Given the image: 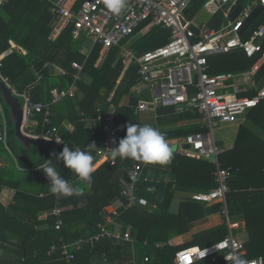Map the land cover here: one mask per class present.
Here are the masks:
<instances>
[{"label":"trees","instance_id":"16d2710c","mask_svg":"<svg viewBox=\"0 0 264 264\" xmlns=\"http://www.w3.org/2000/svg\"><path fill=\"white\" fill-rule=\"evenodd\" d=\"M205 1L192 0L187 11L197 13ZM49 7L50 3L46 0H8L0 5V55L10 47L9 41L27 51L25 55L11 51L2 57L0 74L8 78L17 92H26L32 101L47 103L52 98L53 89L67 88L72 83L75 70L71 68V63L81 62L83 69L82 80L78 82L79 93L75 98L65 99L68 105L66 114L57 111V107L53 106L51 125L59 127L64 142L70 148L79 146L85 149L92 143L96 146L102 139L103 123L98 122L95 127H88L79 121L80 115L83 113L85 116L95 117L98 114L97 108L106 112L111 103L116 108L115 120L119 127V139L124 138L125 125L129 122L138 124V116L134 114L133 107L139 98L129 96L131 87L139 78L137 66L131 65L122 74L124 65L119 56V48L115 46L110 47L100 57L102 45L96 43L85 56L80 52L83 39L72 38V27L64 30L56 41H50L48 36L52 16ZM221 23L222 16L216 14L208 27L216 29ZM134 33L135 31L129 37ZM169 35L170 30L155 39L141 42L136 45V53L140 54L165 44ZM236 52L242 61L233 60ZM236 52L225 54V68L238 70L251 64L252 60H248L243 52ZM208 59L211 66H222V54L209 56ZM48 63L65 69L67 74L55 73L52 66L45 65ZM258 76H264V65ZM111 94L113 95L109 102ZM126 96L127 103L124 104L122 101ZM0 100L7 122L6 143L10 150L9 152L4 143L0 142V162H6V165H0V191L4 186L15 189L14 204L5 207L0 203V264H64L61 259L62 244L93 235L97 231V225L104 222L106 215L111 212L112 204L121 198L119 179L122 175V164L131 165L144 161L117 158L115 165L102 162L92 174L91 186H87L85 182L77 180L78 176L66 169L62 161L54 158L51 161L61 175L76 183V187L81 184L82 191H85L56 198V195L50 193L48 179L42 171L44 160H50L52 151L45 144L28 148L21 146L14 138V124L1 95ZM159 113L164 114L158 118L161 123L176 122L190 116L188 113L174 114L173 108H160ZM263 114L264 101L248 112V118L258 124L262 119L258 115ZM35 119L37 125L34 133L41 134L48 126L43 124V116L40 113ZM66 121L73 125L71 131L64 127ZM1 125L0 115V127ZM201 130L196 126L163 132L166 139L171 140ZM92 154H95L94 150ZM15 159L21 167L37 168L32 184L38 187L44 196H32L20 188L21 176L15 167ZM218 160L223 167L230 168V189L226 195L227 214L230 221V217H233L245 222L246 256H262L264 259V139L259 136L237 139L232 148L224 150L218 156ZM214 171L215 166L210 161L177 153H172V159L166 165L148 163L145 166V173H153L156 189L153 193L146 192L143 189L145 183L141 180L137 184V194L146 196L148 205L131 206L122 210L117 218L122 231L125 232L128 228L130 230L138 264H143L145 255L150 258V264H173L175 252L191 245L172 247L167 241L183 232L187 222L210 214L205 213L209 208H204V202L189 200L181 204L178 215L169 214L167 207L174 195L172 190L176 188L179 191H188L196 187L201 190L212 189L216 186ZM167 175L172 176V181L164 184L162 182ZM153 204H156V208H152ZM56 205L61 208L63 220L59 230L54 227V216L38 219L39 212L51 211ZM191 206L196 207L195 213H187L191 211ZM25 209L30 213L22 212ZM227 232L225 225L222 234L214 242L222 239ZM160 242L164 244L157 248L155 245ZM52 246L54 249L49 253ZM131 251L129 242L115 238L103 239L93 244L83 243L80 249L73 251L71 264H121L132 256ZM200 261L204 264H224L221 257L199 260L195 264Z\"/></svg>","mask_w":264,"mask_h":264},{"label":"built area","instance_id":"2783aa9c","mask_svg":"<svg viewBox=\"0 0 264 264\" xmlns=\"http://www.w3.org/2000/svg\"><path fill=\"white\" fill-rule=\"evenodd\" d=\"M50 3L49 12L52 16L50 37L55 39L68 27H72L74 39L84 36L93 43L102 45L100 57L112 46L119 48L122 58V74L130 65L137 66L139 76L137 83L131 88V95L150 94L149 98L140 97L133 107L134 114L145 111L156 113L160 107H174L176 112L190 108L200 117L201 124L208 131L188 134L180 139L176 152L210 161L215 166L212 189L191 194L194 201L210 203L219 201L222 214L226 217L228 233L220 240L204 247H191L176 253L173 264H195L199 260L221 257L224 264H231V255L246 258L249 264H264L262 256L247 257L245 242L232 233L226 205V195L230 189L228 180L231 177L230 168L223 167L218 156L222 153L213 138V128L219 124H233L251 109L264 101V80L257 78L258 72L264 65V18L246 35L244 31L246 20L257 6L264 10V0H206L202 8L189 20H185L186 9L192 0H127L128 9L116 16L108 12L103 0H46ZM8 0H0V5ZM241 11L229 19L237 7ZM202 10H207L213 16L221 15L224 21L219 28L211 29L204 23L196 24L195 19ZM261 13V11H260ZM259 13V15H260ZM183 21L185 23H183ZM152 26L168 28L170 35L167 42L137 54L135 50L124 46L126 39L143 23ZM241 50L245 56L253 60L249 68L235 71L211 74L209 72V56L227 54ZM100 59V58H99ZM98 59V62H99ZM48 65V64H45ZM71 67L75 70L73 81L66 89H53L52 98L43 103L32 101L26 92H17L7 77L0 74L1 81L17 97L23 98V120L21 130L32 137L43 138L52 146V153H58L64 147V140L59 127L51 125L52 106L62 98L77 96L78 82L82 80L83 64L73 61ZM57 74L66 75L65 69H56ZM112 95L108 98L111 101ZM116 108L110 103L106 112H100L95 117L81 113L80 121L88 127L103 123L102 139L94 149L97 163L107 162L117 164V159L110 158V149L118 144L119 127L115 120ZM43 116L44 128L41 134H35L37 114ZM1 127L0 136L6 137L7 122L0 100ZM28 129V130H27ZM63 141L58 143L57 141ZM3 142L10 152L7 143ZM66 144V143H65ZM51 153V158L54 156ZM145 163L122 164V175L119 179L121 198L116 200L111 212L106 215L104 222L97 225V231L88 238L80 239L72 245H62L61 256L66 264H71L74 252L82 243L100 241L111 237L130 241V232L116 235L108 225L117 226V218L122 210L131 206L145 207L148 199L137 194V184L143 181V189L153 193L154 179L144 172ZM13 190H11L12 192ZM58 195V194H57ZM56 217L54 227L59 230L63 224L61 209L54 207L50 212ZM42 213L41 217H46ZM53 247L49 253L53 251ZM148 258L145 257V260ZM123 264H136L129 260Z\"/></svg>","mask_w":264,"mask_h":264},{"label":"crops","instance_id":"0c3cea01","mask_svg":"<svg viewBox=\"0 0 264 264\" xmlns=\"http://www.w3.org/2000/svg\"><path fill=\"white\" fill-rule=\"evenodd\" d=\"M246 2H248L247 0H245V3ZM191 3V2H190ZM245 3H243V4H245ZM239 4H241L242 5V3H240V1H239ZM190 5V4H189ZM203 6V5H202ZM188 8V7H187ZM50 13V12H49ZM185 13H186V15L188 14V13H190V11H187V9H186V11H185ZM193 13V12H192ZM260 13V12H259ZM259 13H258V15L253 19V21L251 22V23H249V24H247V25H245L244 26V28L245 27H247V26H249L245 31H244V35H246L251 29H253V28H255L260 22H262V20H263V18H264V10H261V13H260V15H259ZM194 14H196V13H193V15ZM51 15V14H50ZM192 15V16H193ZM215 16V15H214ZM214 16H213V18H214ZM221 16V15H220ZM212 18V19H213ZM211 19V20H212ZM210 20V21H211ZM224 21V19L222 18V22ZM210 23V22H209ZM209 23L208 24H206L207 26L209 25ZM254 23V24H253ZM205 24V23H204ZM142 25H150L149 23H143ZM142 25H140V26H142ZM221 25H222V23H221ZM220 25V26H221ZM151 26V25H150ZM209 28V27H208ZM66 30V29H65ZM64 31H62V33H63ZM61 33V34H62ZM50 34H51V31H50ZM50 34H49V36H48V39L50 40V41H56L59 37H60V35H58V37L57 38H55V39H52L51 37H50ZM74 39V38H73ZM80 39H83V44H82V46H81V49H80V52H82L85 56H87L88 54H89V52L91 51V49L93 48V46L96 44V43H93L90 39H88V38H85L84 36H82V37H80L79 38V40ZM168 39V38H167ZM74 40H78V39H74ZM87 41H90L91 42V46L89 47V48H87L86 46H87ZM9 44H10V47L3 53V54H1L0 55V59L2 58V57H4L5 55H7L8 53H10L11 51H15V52H17V53H19V54H21V55H25L26 53H27V51L25 50V49H23L21 46H19V45H17L16 43H14L13 41H9ZM99 44V43H98ZM236 51H241V50H235V51H233V52H231V53H235ZM242 52V51H241ZM230 53V54H231ZM222 55H225V54H222ZM235 56H234V58H237V59H240V56H239V53H235L234 54ZM247 58V57H246ZM241 59H243V58H241ZM248 60H249V58H247ZM252 60V59H251ZM239 61H242V60H239ZM81 63V62H80ZM98 63V61L96 62V64ZM253 63V60H252V62H251V64ZM82 64V63H81ZM250 64V65H251ZM48 65H50V66H52L53 67V69H54V72L55 73H57L56 72V69H58V68H61V67H59V66H57V65H55V64H52V63H48ZM250 65H248V67H245V68H243L242 67V69H238V70H229V69H227V70H225V69H223V68H225V66H221V65H216V66H211L210 64H209V72L211 73V74H215V73H222V72H230V71H232V72H235V71H241V70H244V69H247V68H249V66ZM131 66V65H130ZM129 66V67H130ZM72 68V67H71ZM61 69H63V68H61ZM73 69V68H72ZM127 70V69H126ZM261 71V70H260ZM259 71V72H260ZM259 72H258V74H259ZM258 74H257V78L258 79H260V80H264V76H262V77H259L258 76ZM81 75H82V73H81ZM80 82V81H79ZM134 86V85H133ZM132 86V87H133ZM131 87V88H132ZM55 89H58V88H55ZM60 89H66V88H60ZM78 93H79V91H78ZM78 95V94H77ZM144 95V98H149V96H150V94H148V93H143V94H141V96H143ZM129 96H133V97H138V98H140V95L139 96H134V95H131V89H130V92H129ZM76 97V96H75ZM75 97H73V98H75ZM66 98H69V97H66ZM66 98H62L58 103H56V104H54L56 107H57V111H60V112H62V113H67L68 112V105H67V103H66ZM127 96H126V98H124L125 100H123L122 101V103H127ZM64 102V103H63ZM53 105V106H54ZM53 106H52V111H53ZM160 108H173V113L174 114H180V113H182V114H185V113H188V114H190V116L189 117H185L184 119H182V120H180V121H176V122H165V123H161V122H159V117H162V116H164V114L163 113H159V109ZM160 108H158L157 109V111H156V113H153V112H149V111H145V112H142L143 114H148L150 117H151V114L153 115V117H154V119L156 120V123H157V125H159V126H156V127H159L162 131H167V130H172V129H176V128H179V127H196V126H198L200 129H202L201 131L202 132H204V131H208V129L204 126V125H202L201 124V121H200V117H199V115L198 116H196V114L197 113H195V112H193L190 108H188L187 110H184V111H182V112H176L175 111V109H174V107H160ZM97 110V112L98 113H100V112H102L99 108H97L96 109ZM249 112V111H248ZM248 112L246 113V114H244L243 116H240L239 117V120L237 121V122H239L241 119H243V120H245V119H247L248 118ZM65 113V114H66ZM53 115H54V113H53ZM136 115V114H135ZM140 114H138L137 116H139ZM81 116V115H80ZM242 120V121H243ZM80 121V120H79ZM81 122V121H80ZM236 122V123H237ZM84 123V122H83ZM236 123H233V124H236ZM233 124H229V126L232 128L233 126ZM140 125V124H139ZM142 126V125H141ZM64 127L67 129V130H72L73 129V125L70 123V122H68V121H66V122H64ZM237 131V130H236ZM199 132V131H198ZM235 133V132H234ZM212 134H213V131H212ZM236 134H237V132H236ZM236 134L234 135L233 134V136L231 137L232 139H234L233 137H235L236 136ZM259 135V134H258ZM184 137V136H183ZM183 137H179V138H176V139H171V140H167V142H169V141H178V143L177 144H179V141H180V139H182ZM262 137V136H261ZM214 138V137H213ZM231 138L228 140V141H226V142H224L223 144L222 143H220V144H217V142H215V144L220 148V149H222V152L224 151V150H226V149H230V148H232L233 147V144H234V140H232V142H231ZM119 140L120 139H118V142H119ZM215 140V139H214ZM219 142H221V141H219ZM231 143V145H228V144H230ZM226 145H228V147H226ZM170 146V145H169ZM171 147V146H170ZM50 150V149H49ZM52 151V150H51ZM172 153H177L176 151L175 152H172ZM177 154H179V153H177ZM221 154V153H220ZM93 156H94V164H95V166L97 167L99 164H101V163H97V160H96V156H95V154H92ZM179 155H181V154H179ZM55 158V157H54ZM53 158V159H54ZM53 159H50V160H53ZM137 163H139V162H137ZM141 163H145V166L148 164V163H146V162H141ZM14 164H15V167H16V169L18 170V172L20 173V172H24L25 173V176L23 175H21V184H20V188L21 189H23L24 191H26L29 195H32V196H38V197H42V196H44L45 194L43 193V192H41L40 191V189L38 188V187H35V186H33V184H32V182H34L33 180H34V178H35V172L37 171V168H24V167H21L19 164H18V162H17V160L15 159L14 160ZM221 164V163H220ZM0 165H6V162L5 161H2L1 160V162H0ZM150 176H152L153 175V173L152 172H147ZM77 180H79V181H81L80 180V178L78 177V179ZM159 180V179H158ZM70 182V184L72 185V186H74V187H76V183H73V182H71V181H69ZM163 183V182H162ZM154 184H155V189H156V181L154 182ZM174 185V184H173ZM78 187H80V188H83L82 187V185L81 184H78ZM173 188H175V187H173ZM11 190H13L12 192H11ZM173 192H174V195H173V197L174 196H178V197H183V198H186V199H188V201L189 200H192L190 197H189V194L191 195V194H193V193H196V192H199V191H205V190H201V189H198L197 187L196 188H193V189H190V190H188V191H179V190H176V188L175 189H173L172 190ZM82 192H85L84 190L82 191ZM147 192V191H146ZM148 193H151V192H148ZM14 194H15V189L14 188H11V187H8V186H4V187H2V189H1V191H0V203L3 205V206H5V207H7V206H10L11 204H14L15 203V199H14ZM188 195V196H187ZM63 196H67V195H62V194H58V195H56V198H60V197H63ZM144 196V195H143ZM146 197V196H145ZM147 198V197H146ZM194 201V200H193ZM198 202V201H197ZM113 205V204H112ZM169 206V205H168ZM27 207L28 208H32V206H28L27 205ZM55 207H59V206H55ZM209 208L205 213H210V214H208V215H205V216H203V217H200V218H197V219H194V220H191V221H189V222H187L186 224H185V230L183 231V232H180V233H178V234H176V235H174V236H172V237H170L169 239H168V241H167V244L168 245H170V246H172V247H174V246H183L184 244H191L190 246H188V247H185L184 249H187V248H191V247H195V246H199V247H202V245L204 246H207V245H210V244H212L214 241H215V239H217L218 238V236H220L221 234H222V231H223V229H224V227H225V225L227 226V221H226V217L222 214V212H221V210H222V206H221V203L219 202V201H213V202H210V203H204V208ZM60 208V207H59ZM152 208H156V204H153L152 205ZM195 206H191V211H189V212H187V213H195ZM61 209V208H60ZM167 209H168V207H167ZM180 209H181V207H180ZM25 211L27 212V213H30V211L28 210V209H25V210H23L22 212H24L25 213ZM52 211V210H51ZM51 211H48V210H43V211H41V212H39V214H38V219L39 220H43V219H46L49 215H52L50 212ZM42 213H47L48 215L46 216V217H41V215H42ZM168 213V212H167ZM180 213V212H179ZM223 215V216H222ZM53 216V215H52ZM55 217V216H54ZM225 217V218H224ZM56 218V217H55ZM61 218H62V216H61ZM228 218H229V216H228ZM56 220V219H55ZM230 220V219H229ZM118 222V221H117ZM231 222V221H230ZM231 224L234 226V228L232 229V233L234 234V235H236L238 238H240L241 240H243L244 242L247 240V233H246V231L245 230H241L240 232L237 230L238 228H245V222L243 221V220H240V219H238V220H236V219H234V222L232 223L231 222ZM110 226H112L113 228L112 229H110L111 231H113L114 233H116V235H122L123 233H124V231H122V229H121V226H120V224L118 223L117 224V226H114V225H108V228L110 227ZM227 229H228V226H227ZM57 230V229H56ZM126 231H129L130 232V230H129V228L127 229V230H125V232ZM235 231H237V233H235ZM228 233V232H227ZM111 238H115V239H117V240H119V241H127V240H123V239H121V238H116V237H111ZM81 239H83V238H81ZM78 240H80V239H78ZM78 240H76V241H78ZM76 241H74V242H76ZM74 242H72V243H63L62 245H72ZM96 242H98V241H93V242H88V243H85V244H93V243H96ZM127 242H129L130 244H131V246H132V256L129 258V259H127V260H125L124 262H126V261H129V260H135V262H136V264H138V261H137V258H136V253H135V251H134V247H133V239L131 238V240L130 241H127ZM83 244V243H82ZM81 244V245H82ZM164 243H162V242H160V243H156V247L157 248H159V247H162V245H163ZM53 247V246H52ZM51 247V248H52ZM62 247V246H61ZM81 247V246H80ZM80 247L78 248V249H80ZM50 248V249H51ZM54 248V247H53ZM73 251L75 250L74 249V247H72L71 248ZM78 249H76V250H78ZM181 250H183V249H181ZM180 250H178L177 252H179ZM177 252H175V255H176V253ZM49 254V253H48ZM0 255H1V250H0ZM175 255H174V258H175ZM145 257H147L148 259L147 260H145ZM257 257V256H256ZM174 258H173V261H174ZM62 259V258H61ZM63 260V259H62ZM149 261H150V258L148 257V255H145L144 256V258H143V261H142V263L143 264H150L149 263ZM208 261V260H207ZM63 262H64V260H63ZM123 262V263H124ZM123 263H121V264H123ZM64 264H66L65 262H64ZM197 264H204V262H198Z\"/></svg>","mask_w":264,"mask_h":264},{"label":"clouds","instance_id":"9594fccd","mask_svg":"<svg viewBox=\"0 0 264 264\" xmlns=\"http://www.w3.org/2000/svg\"><path fill=\"white\" fill-rule=\"evenodd\" d=\"M105 9L113 15L119 16L128 9L127 0H103ZM126 135L120 139L117 146L110 149V158L115 161L117 158L142 160L146 163H159L166 165L172 159V149L169 146L166 134L152 124L146 123L143 126L129 122L125 125ZM0 142H6V137L0 136ZM63 143V141H57ZM95 144H89L85 149L79 146L70 148L64 143L62 151L52 153L57 161H62L66 169L77 175L87 186H91L92 174L96 171L92 151ZM43 174L49 182V191L53 195H72L82 191L80 187H74L64 178L58 168L51 160H44ZM231 264H249L246 258L238 255H231Z\"/></svg>","mask_w":264,"mask_h":264},{"label":"rangeland","instance_id":"374dc122","mask_svg":"<svg viewBox=\"0 0 264 264\" xmlns=\"http://www.w3.org/2000/svg\"><path fill=\"white\" fill-rule=\"evenodd\" d=\"M240 3H242V4L245 3V0H240ZM183 23H185V22L183 21ZM160 27L161 26H152V25L151 26L150 25L140 26L139 28H137L135 30V33L132 35L131 38L128 37L126 39V42H124V46L132 48L133 50L136 51V45H138L144 41L146 42L147 40H150V39H155V38H157V36H159L163 32L167 33L169 31V29H167V28H162V27L160 28ZM90 46H91V42L87 41L86 47L89 48ZM233 60L239 61V59H237V58H234ZM245 60H247V59H245ZM226 64H227V57L225 55H222V66H225ZM223 69H228V67L223 68ZM140 97H144V95L143 96L140 95ZM139 114L140 115L138 116V119H137L138 124L143 126L144 124L149 123V124H152L154 126H159V125H157L156 120L154 119V117L152 115L153 113L151 114V117L148 114H143V113H139ZM136 115H138V114H136ZM258 116L262 117V119L259 120L258 124L253 122L249 118H247L245 120L241 119L236 124H233L232 128L229 126V124H219L218 126L214 127L213 128V137L215 139V142H217V144H220V143L223 144L224 142L228 141L233 136V134L235 135L236 132H237V134L235 137H233L234 139L231 138V142H232V140H234L233 146L235 145V142L237 139H240V140L252 139L253 136H256V137L262 136L261 138L264 139V114L258 115ZM254 117H257V116H254ZM219 141H221V142H219ZM177 143H178V141H169L168 142V144L171 146L172 152L176 151V148L178 145ZM228 145H231V143ZM228 145H226V147H228ZM19 174H20V176L21 175L25 176L24 172H20ZM171 181H172L171 175L170 176L167 175L163 179L164 184H167L168 182H171ZM190 196L191 195L189 194V197ZM230 218H231V222L233 223L234 218L233 217H230ZM237 230L240 232L241 230H245V228H238ZM235 233H237V231H235Z\"/></svg>","mask_w":264,"mask_h":264},{"label":"water","instance_id":"95a60500","mask_svg":"<svg viewBox=\"0 0 264 264\" xmlns=\"http://www.w3.org/2000/svg\"><path fill=\"white\" fill-rule=\"evenodd\" d=\"M262 10V6H257L250 17L246 20V24H249L253 19L258 15ZM241 7L237 6L229 16V19L232 20L239 12ZM193 13L190 12L185 16V20H189L192 17ZM213 18V15L207 10H202L195 19L196 24L201 25L202 23L208 24ZM0 95L4 99L5 104L8 107L10 117L14 124V138L15 140L23 147L28 148L37 144H45L50 150L53 149L52 144L43 139L32 137L22 132L21 125L23 120V98L15 96L9 88L0 80ZM188 199L183 197L174 196L171 198L167 212L169 214L178 215L180 212V207L182 203L187 202Z\"/></svg>","mask_w":264,"mask_h":264}]
</instances>
